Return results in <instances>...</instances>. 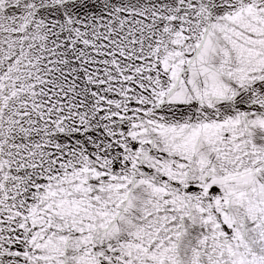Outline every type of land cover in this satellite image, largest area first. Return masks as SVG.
<instances>
[{"label":"snow or ice","instance_id":"obj_1","mask_svg":"<svg viewBox=\"0 0 264 264\" xmlns=\"http://www.w3.org/2000/svg\"><path fill=\"white\" fill-rule=\"evenodd\" d=\"M0 264H264V0H0Z\"/></svg>","mask_w":264,"mask_h":264}]
</instances>
